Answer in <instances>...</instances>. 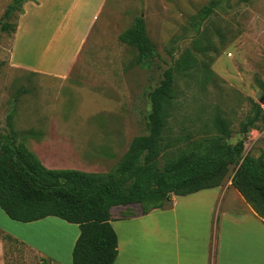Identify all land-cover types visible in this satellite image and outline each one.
Here are the masks:
<instances>
[{"label":"rangeland","instance_id":"rangeland-1","mask_svg":"<svg viewBox=\"0 0 264 264\" xmlns=\"http://www.w3.org/2000/svg\"><path fill=\"white\" fill-rule=\"evenodd\" d=\"M13 1L0 0L1 133L48 169L115 177L134 138L150 131V94L169 67L174 98L156 159L161 169L218 142L236 143L253 103L264 109V0H106L67 76L11 64L13 28L33 0L7 18ZM212 1L214 11L203 18ZM137 18L157 50L151 67L137 63L138 49L122 38ZM246 144V153H264V118ZM140 210L139 204L113 208L119 215ZM6 254L8 264H40L33 250L18 251L11 241Z\"/></svg>","mask_w":264,"mask_h":264},{"label":"trees","instance_id":"trees-1","mask_svg":"<svg viewBox=\"0 0 264 264\" xmlns=\"http://www.w3.org/2000/svg\"><path fill=\"white\" fill-rule=\"evenodd\" d=\"M23 1L14 0L5 17L10 18ZM215 5L212 1L204 8L203 18L212 14ZM7 26L3 23L2 28ZM16 29L17 25L14 32ZM122 38L138 49L136 62L151 67L157 50L147 35L145 20L137 18ZM174 70L166 69L163 80L150 94L149 133L134 138L113 178L76 169H48L20 148L12 135H3L0 128V207L17 221L56 216L78 224L80 235L73 249V264L115 263L119 238L111 223L114 207L140 205L139 213H123V218L167 208L173 195L221 185L232 166L236 167L233 186L264 220V153H246L251 130L264 118L260 103H253L251 114L241 123V137L236 143L218 142L206 154L170 162L164 169L156 166L165 148L166 107L174 98ZM261 87L264 93V83ZM221 127L229 134L225 123Z\"/></svg>","mask_w":264,"mask_h":264},{"label":"crops","instance_id":"crops-1","mask_svg":"<svg viewBox=\"0 0 264 264\" xmlns=\"http://www.w3.org/2000/svg\"><path fill=\"white\" fill-rule=\"evenodd\" d=\"M105 1L26 2L13 34L11 64L67 76ZM233 175L217 187L173 195L171 206L146 215L123 218L112 209L119 238L114 264H264V220L233 186ZM79 235V225L62 218L22 222L0 207V264H8L9 241L18 251L33 250L40 264H73Z\"/></svg>","mask_w":264,"mask_h":264}]
</instances>
